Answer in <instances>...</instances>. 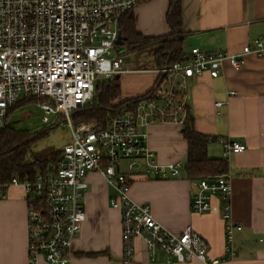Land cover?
Listing matches in <instances>:
<instances>
[{
  "label": "built area",
  "instance_id": "1",
  "mask_svg": "<svg viewBox=\"0 0 264 264\" xmlns=\"http://www.w3.org/2000/svg\"><path fill=\"white\" fill-rule=\"evenodd\" d=\"M151 0H0V131L8 111L22 99L40 101L43 121L64 118L72 140L62 147V161L55 170L34 182L15 176L5 185H21L27 193V232L30 264H70L73 242L86 219L82 198L90 172L104 176L114 195L110 206L120 211L124 261L141 238L151 254L163 252L169 262L198 259L204 264H223L237 257L235 233L241 230L230 217L232 196L228 174L208 175L197 182L192 196L193 212L215 209L212 199L225 203V255L209 256L206 240L188 226L173 234L152 215L149 204L130 195L132 176L157 179L182 177V162L162 164L148 145L151 123L182 125L188 98L187 79L204 74L219 77L226 61L238 69L249 54L264 59V34L238 54L192 48L183 61L161 67L151 93L132 112L97 122L74 125L71 114L90 102L99 78L110 79L128 70L117 54L122 18L139 3ZM183 95V96H182ZM180 97H182L180 99ZM223 103L218 102L217 107ZM223 159L246 150L230 139L217 140ZM264 244V238L260 239Z\"/></svg>",
  "mask_w": 264,
  "mask_h": 264
},
{
  "label": "crops",
  "instance_id": "2",
  "mask_svg": "<svg viewBox=\"0 0 264 264\" xmlns=\"http://www.w3.org/2000/svg\"><path fill=\"white\" fill-rule=\"evenodd\" d=\"M169 0L139 3L133 10L136 30L144 38L167 36ZM182 18V51L192 48L238 54L246 45H253L264 34V0H180ZM157 49L160 45H153ZM148 47V48H149ZM124 66L119 75L120 100L136 98L152 90L160 75L152 53V68L138 67L141 60L131 62L124 45ZM145 49V48H144ZM118 54V53H117ZM187 98L196 131L214 139L208 154L223 159V147L217 141L230 139L246 145V150L229 156L232 196L230 217L242 228L235 233L237 257L223 264H264V59L249 54L243 65L235 69L228 61L219 77L204 74L187 79ZM218 102L223 103L217 107ZM148 145L162 164L187 162L188 143L182 125L171 122L151 123L143 128ZM182 169L178 179H157L132 176L131 198L149 204L154 218L173 234H181L191 226L207 242L209 256L225 255V203L214 196L215 209L205 214L193 212L192 196L196 180L189 179ZM87 191L82 198L86 219L73 242L70 264H181L169 262L163 252H149L143 239L136 238L135 251L129 263L124 261L120 211L110 206L114 195L104 176L90 172ZM28 200L25 188L10 185L0 189V264H30L27 232ZM182 264H204L192 259Z\"/></svg>",
  "mask_w": 264,
  "mask_h": 264
},
{
  "label": "trees",
  "instance_id": "3",
  "mask_svg": "<svg viewBox=\"0 0 264 264\" xmlns=\"http://www.w3.org/2000/svg\"><path fill=\"white\" fill-rule=\"evenodd\" d=\"M166 18L171 33L158 37L159 40H154V38H144L137 32L134 14L132 10L129 11L121 20L120 25V31L126 38L125 44H128L127 51L132 52L160 45L154 51V59L159 67L183 61L186 55L182 51V39L180 38L182 26L180 0H169ZM151 91L145 95L122 101L120 100V76L110 79L99 78L95 84L92 100L75 110L71 114V120L74 125L92 122L105 124L111 117L134 111L138 103L144 100ZM30 103L39 105L40 101L32 98L18 101L9 109L4 127L0 131V186L8 184L15 176L20 181L34 182L39 175L53 172L62 161L61 149L57 150L53 147L34 149L35 145L47 137L50 130L58 125V122L50 128L34 132L18 131L9 126L11 115ZM61 119L65 121L64 118ZM182 134L188 143L184 171L189 179L199 181L208 175H223L227 172V163L224 159H214L209 156L208 146L214 139L196 131L188 103L186 117L182 124Z\"/></svg>",
  "mask_w": 264,
  "mask_h": 264
},
{
  "label": "rangeland",
  "instance_id": "4",
  "mask_svg": "<svg viewBox=\"0 0 264 264\" xmlns=\"http://www.w3.org/2000/svg\"><path fill=\"white\" fill-rule=\"evenodd\" d=\"M123 19V18H122ZM122 21L120 22L121 25ZM157 42V41H156ZM154 47H149L127 55V60L131 62L140 61L138 67L142 69L152 68V53ZM44 112L38 104L30 103L27 106L16 110L9 118V126L18 131H41L44 128H50L53 125L54 115L49 116V122L43 121ZM57 123V122H56ZM72 140L71 129L65 121L58 120V125L50 130L47 137L40 140L35 145V150H41L47 147H53L57 150Z\"/></svg>",
  "mask_w": 264,
  "mask_h": 264
},
{
  "label": "water",
  "instance_id": "5",
  "mask_svg": "<svg viewBox=\"0 0 264 264\" xmlns=\"http://www.w3.org/2000/svg\"><path fill=\"white\" fill-rule=\"evenodd\" d=\"M125 41H126V38H124L123 35H122V33L119 32V36H118V40H117V44L119 46H121V48L117 51V53L119 55H122L126 51L125 48H124Z\"/></svg>",
  "mask_w": 264,
  "mask_h": 264
}]
</instances>
